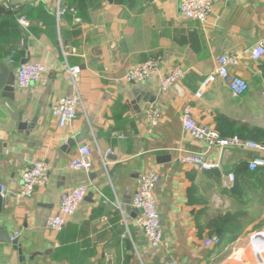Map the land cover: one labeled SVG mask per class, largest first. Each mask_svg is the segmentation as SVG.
Returning <instances> with one entry per match:
<instances>
[{
	"label": "crops",
	"instance_id": "1",
	"mask_svg": "<svg viewBox=\"0 0 264 264\" xmlns=\"http://www.w3.org/2000/svg\"><path fill=\"white\" fill-rule=\"evenodd\" d=\"M179 2L12 0L8 8L0 0V58L7 55L3 48H15L20 64L36 61L46 67L38 82L18 88L10 64L15 100L29 123L27 130L0 135L5 146L0 148L5 198L0 228L10 236L19 232L23 258L14 264H237L231 259L240 255L239 264H259L251 242L257 235L245 225L228 245H205L214 235L218 239L213 220L242 205L223 190L217 171L196 170L176 156L182 149L204 153L211 161L219 158L218 150H207L183 129L180 115L186 105L199 123L223 136H231L236 124L264 128V56L253 61L248 55L264 38V0L217 2L204 24L184 19ZM11 10L30 21L24 37L18 24L19 36H11L5 22ZM225 53L239 54L240 63L231 71L247 80V91L233 97L217 79L195 97L202 78ZM149 57L160 58L159 73L180 66L184 76L165 92L159 90L158 74L125 81L127 71ZM67 67L79 68L81 104L74 121L59 127L50 105L72 91ZM149 102L161 113L156 126L144 115ZM82 144L91 150L89 173L67 168ZM252 155L230 152L226 171ZM36 159L49 163V181L17 201L21 172ZM146 171L159 176L153 195L162 243L155 248L135 223L138 211L132 206L139 175ZM79 184L87 190L73 216L62 229H48L46 219L58 211L61 192ZM2 251L12 261L9 249Z\"/></svg>",
	"mask_w": 264,
	"mask_h": 264
},
{
	"label": "built area",
	"instance_id": "2",
	"mask_svg": "<svg viewBox=\"0 0 264 264\" xmlns=\"http://www.w3.org/2000/svg\"><path fill=\"white\" fill-rule=\"evenodd\" d=\"M8 8H11L12 0H3ZM225 0H180L179 14L188 20L198 21L204 24L212 13V7L215 3ZM62 13L60 7L55 13L57 20ZM216 20L219 19L217 15ZM16 22L20 27L22 36L28 32L30 21L23 15L16 17ZM24 43L23 38L20 41ZM249 58L253 61L260 60L264 56V38L259 40L249 51ZM160 58L149 57L144 62L131 67L124 76L127 82H141L155 74H158L159 90L165 92L177 83L183 76L184 71L180 66H173L165 73H159ZM14 61L11 59L10 64ZM240 63L239 54L225 53L217 58L215 68L206 74L198 86L195 97H200L202 92L215 80L220 79L228 88L233 97L243 95L249 84L247 80L231 71V67L238 66ZM46 67L36 61L22 62L16 70V85L18 88H27L38 82L45 73ZM79 73L78 67H67V76L71 81L72 91L52 102L50 105L51 114L57 121L59 127H65L71 124L77 116V111L81 104V97L78 91L76 80ZM144 115L148 125L156 126L160 120V110L152 103H148ZM183 129L194 139L202 142L207 150L216 149L219 152L224 148H232L252 152V156L247 161L249 170L257 167H264V143L251 139H242L237 135L223 136L214 127L199 123L193 116L190 106L186 105L180 115ZM176 160L184 165L192 166L196 170L217 171L221 186L230 190L235 183V175L232 171L223 170L218 160H209L204 153L178 150ZM67 168L75 171L89 173L92 169L91 150L89 145L82 144L77 148L73 158L67 163ZM50 165L44 159H36L21 172V187L15 194L18 201L23 197L31 196L35 188L44 186L49 181ZM159 181V176L153 171H146L139 175L138 185L133 194L132 206L138 211L134 218L135 223L142 229L147 243L150 247L155 248L162 243V229L159 212L153 195V190ZM87 187L79 184L70 187L60 194L58 211L48 216L46 227L50 230H60L66 221L73 216L79 204L86 195ZM4 188L1 186V196H4ZM19 232H14L10 236L11 242H17ZM218 239H208L205 245L217 243ZM259 242L255 241L254 244ZM254 246V245H253ZM262 257H259V264L262 263ZM166 264H175L168 262Z\"/></svg>",
	"mask_w": 264,
	"mask_h": 264
},
{
	"label": "trees",
	"instance_id": "3",
	"mask_svg": "<svg viewBox=\"0 0 264 264\" xmlns=\"http://www.w3.org/2000/svg\"><path fill=\"white\" fill-rule=\"evenodd\" d=\"M10 13L11 14H8V17L5 19V22H7V27L11 28V36L15 37L19 34L16 22L17 15H14L13 10H11ZM3 23L4 21H2L0 25ZM47 33L49 32L47 31ZM53 33L55 34L54 30L51 34ZM2 34L3 33L0 32V38L2 37ZM2 53H7L6 56L11 57L14 61L13 65L17 70L20 63L16 49L8 48V50H6L3 48ZM10 53L12 55H10ZM232 126L231 135H237L242 139H251L264 143V128L248 124H236ZM247 161L248 160H241L229 170L235 175V183L232 189L226 190L223 188V190L229 197L242 205V208H238V210L232 212L228 211L213 220L212 224L217 225V227H215L218 232V241L216 245L226 246L237 239L241 235L243 226L245 225L244 220L249 217L250 207H253L256 203L264 206V167H257L254 170H249L247 167Z\"/></svg>",
	"mask_w": 264,
	"mask_h": 264
},
{
	"label": "water",
	"instance_id": "4",
	"mask_svg": "<svg viewBox=\"0 0 264 264\" xmlns=\"http://www.w3.org/2000/svg\"><path fill=\"white\" fill-rule=\"evenodd\" d=\"M1 11L2 9H0V13ZM10 59V56L0 58V135L2 133H11L13 130H27L29 127V123L24 120L23 110L18 108V103L15 100L14 79L12 75V68L9 63ZM2 146H4V144L0 140V148H2ZM235 151L236 149L232 148H224L221 151L219 164L223 170H227L229 167L226 163L227 154L230 152L234 153ZM237 151L242 152L243 150ZM4 204L5 198L0 194V212ZM216 239L217 236L214 235L212 240ZM4 248L9 249V254L12 257V261L8 258H4L5 254L2 251ZM22 258V249L16 242L10 241V235L6 229L0 228V264H12V262L14 264L16 259L21 260Z\"/></svg>",
	"mask_w": 264,
	"mask_h": 264
},
{
	"label": "rangeland",
	"instance_id": "5",
	"mask_svg": "<svg viewBox=\"0 0 264 264\" xmlns=\"http://www.w3.org/2000/svg\"><path fill=\"white\" fill-rule=\"evenodd\" d=\"M262 111H263L262 112V117H263L262 120L264 121V110H262ZM249 211H250L249 217L247 219H245V227H246V229H249L248 233H251L252 236H255L257 234L258 235H264V206H261L260 204L256 203L253 207H250ZM252 236H251V238H252ZM251 240H254V239H251ZM249 243H248V245L250 246ZM262 249H264V247L263 248H259L258 247L257 249H255L254 250V254H253L254 257L255 256L256 257H261V255H262L261 251H263ZM229 251H230V247H228L227 252H229ZM227 254L228 253H226L224 255H227ZM241 256L242 255H240L239 257L234 256L235 258H233L231 260L235 261L237 264H239V262H243L244 261V258L241 257Z\"/></svg>",
	"mask_w": 264,
	"mask_h": 264
},
{
	"label": "bare ground",
	"instance_id": "6",
	"mask_svg": "<svg viewBox=\"0 0 264 264\" xmlns=\"http://www.w3.org/2000/svg\"><path fill=\"white\" fill-rule=\"evenodd\" d=\"M258 235V234H257ZM255 241H258L259 242V244L258 243H256V244H254V242ZM251 242H253V245H254V247H253V249L255 250V249H257L258 247L259 248H263L264 247V235H258V236H256L255 238H254V240L253 241H251ZM252 245V246H253ZM263 251H261V257H262V259H264V249H262ZM256 258H258V262H259V257H256ZM262 263L264 264V260L262 261Z\"/></svg>",
	"mask_w": 264,
	"mask_h": 264
}]
</instances>
